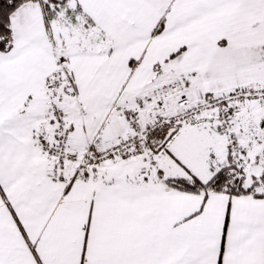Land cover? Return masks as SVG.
<instances>
[{"label": "snow or ice", "instance_id": "snow-or-ice-1", "mask_svg": "<svg viewBox=\"0 0 264 264\" xmlns=\"http://www.w3.org/2000/svg\"><path fill=\"white\" fill-rule=\"evenodd\" d=\"M0 264H264V0H0Z\"/></svg>", "mask_w": 264, "mask_h": 264}]
</instances>
